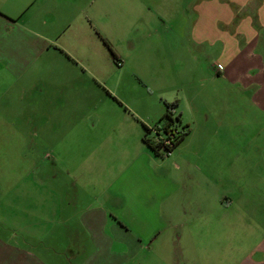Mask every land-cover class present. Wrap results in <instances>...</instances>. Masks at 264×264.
<instances>
[{
  "label": "rangeland",
  "instance_id": "1",
  "mask_svg": "<svg viewBox=\"0 0 264 264\" xmlns=\"http://www.w3.org/2000/svg\"><path fill=\"white\" fill-rule=\"evenodd\" d=\"M180 1L46 0L50 14L27 15V26L53 43L52 55L0 84V191H37V202L8 197L0 231L33 234L31 245L50 264H69L77 242L64 215L50 234L40 223L57 217L50 191L73 203L84 198L129 225L145 247L131 264H234L263 232L257 213L222 202L230 185L249 183L247 171L257 170V151L244 145L252 132L240 124L258 125L259 113L215 75L211 52L190 44L191 14H177ZM174 101V117L181 114L190 134L155 158L142 142L143 124L155 125ZM260 127L258 139L264 115ZM31 214L39 225L30 234L18 226Z\"/></svg>",
  "mask_w": 264,
  "mask_h": 264
},
{
  "label": "crops",
  "instance_id": "2",
  "mask_svg": "<svg viewBox=\"0 0 264 264\" xmlns=\"http://www.w3.org/2000/svg\"><path fill=\"white\" fill-rule=\"evenodd\" d=\"M43 1L46 0H0V84L7 80L6 73H10L11 76L21 75L35 59L52 55L49 50L53 43L33 27L27 26V15L51 13L48 8H42ZM180 2L177 14H191L186 22V25L189 23L190 44L199 50L206 49L207 52H211L210 57L214 56L216 60L213 63L215 75L236 86L242 92L241 96L250 100L259 113L258 125L247 124L242 119L240 124L244 134L247 131L252 132L249 140L244 138V145L254 147L257 151L259 155V160L255 163L257 170L247 171L249 183L247 178L245 182L240 178L237 185H230V191L225 193L222 202L229 207L237 204L238 210L257 213L260 216L257 227L263 229L250 251L245 252L234 264H264V137L256 138V135L262 137L260 125L261 116L264 115V0ZM70 27L71 24L64 32ZM27 30H31L33 34ZM54 46V49L71 61L70 63L77 64V59L66 49ZM16 188L2 189L0 204L8 197L14 205L21 202L20 200H23L27 207L32 201L37 202L35 194L37 191ZM54 198L57 206L53 208L50 204V208L54 209V212H50H53L52 217L57 216L56 219L48 220L49 216L43 217L40 223H48L46 231L50 234L62 214L67 217L62 220L67 224H65L67 228L76 227L72 232L77 242L72 241L74 245L72 242L69 245L71 253L69 264H131L139 254L137 250L142 251L141 249L145 248L141 239L131 234L129 225L113 215L103 216L101 207L92 206L84 198L82 201L76 200L75 204L66 193L48 192L47 201ZM73 212H76V215H73ZM25 213L28 215L29 211ZM1 215L0 208V221ZM32 217L33 214L25 225H19L18 228H31V234L33 228L39 225L34 221L37 220V215L34 214V219ZM3 225L6 227L0 222V226ZM9 228L13 230L12 227ZM15 232L18 233L6 235V232L0 231V264H50L49 260L31 245L35 241L38 242L33 234L19 236L21 231ZM66 234L68 238L67 231ZM40 243L45 244L44 241ZM137 246L141 248L136 250ZM46 248L50 249L49 246ZM74 251L76 252L73 254Z\"/></svg>",
  "mask_w": 264,
  "mask_h": 264
},
{
  "label": "trees",
  "instance_id": "3",
  "mask_svg": "<svg viewBox=\"0 0 264 264\" xmlns=\"http://www.w3.org/2000/svg\"><path fill=\"white\" fill-rule=\"evenodd\" d=\"M177 106V101L166 102V111L155 125L150 127L143 124L142 142L155 158L168 156L190 134L189 125L182 124L181 114L174 117V108Z\"/></svg>",
  "mask_w": 264,
  "mask_h": 264
},
{
  "label": "built area",
  "instance_id": "4",
  "mask_svg": "<svg viewBox=\"0 0 264 264\" xmlns=\"http://www.w3.org/2000/svg\"><path fill=\"white\" fill-rule=\"evenodd\" d=\"M167 143H169V140H166Z\"/></svg>",
  "mask_w": 264,
  "mask_h": 264
}]
</instances>
